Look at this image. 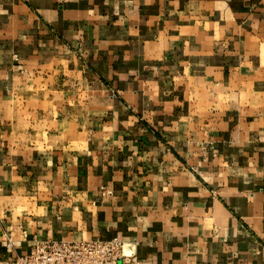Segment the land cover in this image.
Returning <instances> with one entry per match:
<instances>
[{
  "label": "crops",
  "instance_id": "obj_1",
  "mask_svg": "<svg viewBox=\"0 0 264 264\" xmlns=\"http://www.w3.org/2000/svg\"><path fill=\"white\" fill-rule=\"evenodd\" d=\"M63 239L264 264V0H0V264Z\"/></svg>",
  "mask_w": 264,
  "mask_h": 264
},
{
  "label": "built area",
  "instance_id": "obj_2",
  "mask_svg": "<svg viewBox=\"0 0 264 264\" xmlns=\"http://www.w3.org/2000/svg\"><path fill=\"white\" fill-rule=\"evenodd\" d=\"M31 247L26 255H14L10 264H140L123 253L118 240H49Z\"/></svg>",
  "mask_w": 264,
  "mask_h": 264
}]
</instances>
